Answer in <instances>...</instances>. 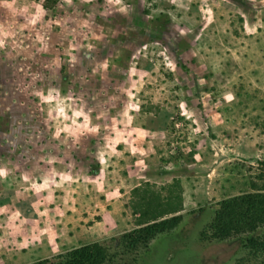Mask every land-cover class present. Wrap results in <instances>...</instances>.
Returning <instances> with one entry per match:
<instances>
[{
	"label": "rangeland",
	"instance_id": "rangeland-1",
	"mask_svg": "<svg viewBox=\"0 0 264 264\" xmlns=\"http://www.w3.org/2000/svg\"><path fill=\"white\" fill-rule=\"evenodd\" d=\"M264 187V0H0V264L184 222L138 264H234L218 203Z\"/></svg>",
	"mask_w": 264,
	"mask_h": 264
},
{
	"label": "trees",
	"instance_id": "trees-1",
	"mask_svg": "<svg viewBox=\"0 0 264 264\" xmlns=\"http://www.w3.org/2000/svg\"><path fill=\"white\" fill-rule=\"evenodd\" d=\"M251 189L221 200L199 233L203 243L239 241L243 256L234 264H264V187L253 183ZM145 195L133 207L138 214L136 228L114 239L112 249L91 243L32 264H138L156 240L175 233L184 222L181 204Z\"/></svg>",
	"mask_w": 264,
	"mask_h": 264
}]
</instances>
